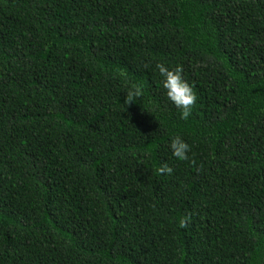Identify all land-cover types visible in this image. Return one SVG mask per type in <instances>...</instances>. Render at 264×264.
Segmentation results:
<instances>
[{"label":"trees","instance_id":"trees-1","mask_svg":"<svg viewBox=\"0 0 264 264\" xmlns=\"http://www.w3.org/2000/svg\"><path fill=\"white\" fill-rule=\"evenodd\" d=\"M0 264H264V0H0Z\"/></svg>","mask_w":264,"mask_h":264},{"label":"clouds","instance_id":"clouds-1","mask_svg":"<svg viewBox=\"0 0 264 264\" xmlns=\"http://www.w3.org/2000/svg\"><path fill=\"white\" fill-rule=\"evenodd\" d=\"M156 69L161 77L162 87L168 100L179 110L180 119L186 120L191 114L192 106L196 102V94L190 84L182 75V67L176 65L169 67L163 63H157ZM141 88L136 85L127 90L125 103L133 102L141 95ZM172 155L179 160H187L190 152V145L179 135L171 138L169 145ZM161 173H171L172 169L164 164L158 169ZM184 220L180 221L184 226Z\"/></svg>","mask_w":264,"mask_h":264}]
</instances>
